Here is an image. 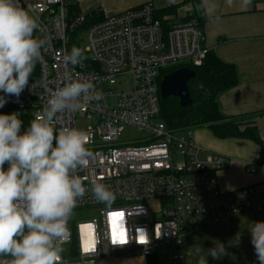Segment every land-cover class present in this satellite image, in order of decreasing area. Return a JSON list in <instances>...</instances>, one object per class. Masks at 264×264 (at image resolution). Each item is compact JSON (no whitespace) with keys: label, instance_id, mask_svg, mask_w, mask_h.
<instances>
[{"label":"built area","instance_id":"2783aa9c","mask_svg":"<svg viewBox=\"0 0 264 264\" xmlns=\"http://www.w3.org/2000/svg\"><path fill=\"white\" fill-rule=\"evenodd\" d=\"M24 9L37 18L40 27L33 37H47L48 43L41 50L37 75L30 77L18 101L9 97L0 111L12 108L34 119L49 92L66 83L65 72L90 81L98 93L84 100L79 111L61 117L58 125L76 128L78 116L90 121L83 131L91 156L77 172L87 191L73 210L95 208L100 215L99 224L68 219L67 236L59 242L67 247L61 264L124 256L149 258L161 252L177 263L182 239L189 231L245 212L261 214L264 221V202L253 199L255 188L232 193L218 188L216 175L227 167L226 157L202 150L192 130L176 131L158 118L161 71L200 67L208 53L192 12L182 21L163 24L149 3L98 21H89L92 16L83 14L71 18L65 0L35 1ZM79 33L85 35L86 59L73 69L62 57L81 41ZM127 128L141 132L142 137L119 142ZM259 169L244 164L247 174ZM96 182L115 194L110 205L93 197L90 189ZM72 224L75 258H69Z\"/></svg>","mask_w":264,"mask_h":264},{"label":"clouds","instance_id":"9594fccd","mask_svg":"<svg viewBox=\"0 0 264 264\" xmlns=\"http://www.w3.org/2000/svg\"><path fill=\"white\" fill-rule=\"evenodd\" d=\"M250 4L251 0H241V7ZM201 6L209 16L216 9L213 0H202ZM39 30L37 18L20 7L19 0H0V108L9 97L18 101L29 86L48 43L47 37H33ZM85 59L75 46L62 57L73 69ZM63 79L64 86L49 92L42 112L26 128L19 112L0 114V257L11 258L0 259V264H61L59 242L67 236V221L87 191L77 175L91 156L86 133L58 125L61 117L79 111L84 100L98 93L90 81L74 78L72 72H65ZM90 191L106 205L115 199L100 182ZM248 233L258 264H264V221L250 222ZM207 250L204 256L196 247L197 264L225 255L218 241Z\"/></svg>","mask_w":264,"mask_h":264},{"label":"crops","instance_id":"0c3cea01","mask_svg":"<svg viewBox=\"0 0 264 264\" xmlns=\"http://www.w3.org/2000/svg\"><path fill=\"white\" fill-rule=\"evenodd\" d=\"M25 6L41 0H19ZM216 5L211 16L201 6L202 0H65L66 8L74 14L94 17L123 12L149 3L158 19L166 24L182 21L192 12L202 30L208 54L229 65L235 72L236 83L219 92L216 103L224 117H250L264 144V0H251L241 7V0H213ZM204 151L223 155L228 159L225 169L217 173L220 191L232 193L243 188L257 190L254 200L264 202V151L252 142L240 139L219 140L209 132L196 138ZM202 146V147H201ZM244 164L257 165L253 174L244 171ZM252 212H245L196 231H189L182 239L180 261L161 252L155 259L144 257H117L101 261H70L68 264H197L195 249L207 256L209 248L224 245L225 255L218 259L206 257L207 264H258L250 243V222L260 221ZM70 258V257H69Z\"/></svg>","mask_w":264,"mask_h":264},{"label":"trees","instance_id":"16d2710c","mask_svg":"<svg viewBox=\"0 0 264 264\" xmlns=\"http://www.w3.org/2000/svg\"><path fill=\"white\" fill-rule=\"evenodd\" d=\"M188 1V0H184ZM20 7L24 6L20 3ZM137 8V7H135ZM71 18L77 14L68 11ZM89 21H98L102 17H94ZM161 23L165 21L158 19ZM78 47V43L74 45ZM73 46V47H74ZM183 66L168 67L161 71V78L181 69ZM195 72L194 79L187 84L188 92L191 98V105L186 108H180L177 99H161L159 97V115L158 118L166 127L176 130L190 129L197 130L205 128L214 138L219 140L240 139L252 142L264 151V144L259 138L257 127L252 123L250 117L229 118L224 117L217 106L216 96L219 92L233 86L236 83L235 72L233 68L219 61L215 56L207 53V56L200 67L192 68ZM37 64L31 76L37 75ZM14 112L12 108L0 111V114H8ZM263 113L257 116H262ZM22 121V128H26L33 119L30 115H19ZM262 221V215L257 214ZM155 257H149V260Z\"/></svg>","mask_w":264,"mask_h":264},{"label":"water","instance_id":"95a60500","mask_svg":"<svg viewBox=\"0 0 264 264\" xmlns=\"http://www.w3.org/2000/svg\"><path fill=\"white\" fill-rule=\"evenodd\" d=\"M195 77V72L188 68H181L171 74L165 75L159 83V94L161 99H177L180 108L191 105V98L188 92V82ZM7 164H5L6 167ZM76 239L74 226H71V244L69 246V257L75 258Z\"/></svg>","mask_w":264,"mask_h":264},{"label":"rangeland","instance_id":"374dc122","mask_svg":"<svg viewBox=\"0 0 264 264\" xmlns=\"http://www.w3.org/2000/svg\"><path fill=\"white\" fill-rule=\"evenodd\" d=\"M77 37H81V41L78 43L79 48L84 52V49L87 46V43L85 41V35L84 34H77ZM129 85H124L123 90H127ZM23 115H28V114H23ZM76 128L79 130H84L90 125V121H88L84 117H77L76 118ZM176 130V129H174ZM184 130V129H182ZM176 131H180L176 130ZM208 134V131L205 128L193 130V136L196 138L200 136H206ZM142 137V133L135 130V129H124V131L121 133L119 137V142H132L134 140H137ZM202 147V146H201ZM71 220H74L76 223H83V222H92L95 221L97 224L100 222V215H99V210L98 209H85V210H73L71 216L69 217ZM63 249L61 255L63 257H66L67 255V247L63 246L61 247ZM161 252V251H160ZM161 255V253H159Z\"/></svg>","mask_w":264,"mask_h":264},{"label":"snow or ice","instance_id":"6c2138e0","mask_svg":"<svg viewBox=\"0 0 264 264\" xmlns=\"http://www.w3.org/2000/svg\"><path fill=\"white\" fill-rule=\"evenodd\" d=\"M124 241H123V239H121V243H123Z\"/></svg>","mask_w":264,"mask_h":264}]
</instances>
